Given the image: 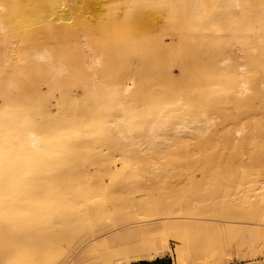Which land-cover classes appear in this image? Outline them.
<instances>
[{"label":"bare ground","instance_id":"obj_1","mask_svg":"<svg viewBox=\"0 0 264 264\" xmlns=\"http://www.w3.org/2000/svg\"><path fill=\"white\" fill-rule=\"evenodd\" d=\"M83 1L0 0L14 6L0 12V113L12 101L42 108L44 118L34 128L39 135L49 125L70 126L90 118L97 96L109 89L123 93L124 106L133 112L143 111L154 97H175L181 87L195 91L216 85L225 94L209 104L197 93L188 116L176 115L182 108L168 109L162 118L167 127L154 140L145 139L146 155L135 157L139 166L134 171L122 159V142H92L74 158L76 185H63L73 204L84 207L48 215L21 239L34 246L37 260L52 264H121L165 254L174 264H227L264 256L261 0H238L242 9L212 7L236 0H194L208 5L220 31L192 30L185 21L199 23L193 10L186 17L177 9L174 20L166 9L168 25L160 24L142 43L130 46L126 38L125 47L114 45L115 51L98 44L99 38L89 40L94 31L80 13ZM4 16L9 22H2ZM248 26L252 31H245ZM238 27L246 47L224 41ZM169 67L178 69L179 76ZM188 97L185 92L186 103ZM104 115L123 127L119 121L125 112L118 105ZM156 122H144L146 137ZM24 143L25 151L32 152L30 141ZM49 162L58 161L53 157Z\"/></svg>","mask_w":264,"mask_h":264},{"label":"snow or ice","instance_id":"obj_2","mask_svg":"<svg viewBox=\"0 0 264 264\" xmlns=\"http://www.w3.org/2000/svg\"><path fill=\"white\" fill-rule=\"evenodd\" d=\"M9 7L14 6L0 4V12L7 11ZM155 7L170 9L174 20L177 9L182 8L186 17L191 9L199 21L197 25H193L191 20L186 19L185 23L192 30L204 32L213 29L221 30L215 18L207 11L208 5L176 4L162 0ZM212 7L214 9L220 7L242 9L245 5L236 0L230 5H213ZM201 9L204 12L197 14ZM260 9L261 43L264 44V0H261ZM245 31H252L251 26L246 27ZM225 38L230 42L235 40L241 47H246L248 43L240 33L239 27L236 33ZM208 39L205 37L206 41ZM214 44L215 40L210 46ZM259 67L261 73L264 74V54H262ZM185 92L189 93L187 103L184 100ZM197 93L209 104L225 94L216 85L195 91L191 86L181 87L176 90L175 97L169 98L164 95L154 97L143 111L133 112L124 106L123 93L116 89H109L106 93L97 96V108L90 118H85L70 126L53 128L49 125L48 129L39 135L34 128L44 118L43 109L12 101L13 106L0 113V250L5 256V259L0 260V264H52L51 260L46 262L37 260L36 249L33 245L24 242L21 234L26 230L38 229L50 214L84 207L83 204L74 205L63 190L64 184L75 186L77 183L78 171L73 165L74 158L81 152L87 151L92 142H106L115 139L122 142V150L125 153L122 159L126 168L134 171L139 166L135 157L146 155L144 152L145 139L154 140L158 130L167 127L168 121L162 119L166 111L170 108H182L183 112L176 115H190ZM113 105H118L125 112V116L119 121L122 128H117L116 123L104 115L105 112L112 110ZM153 119L157 122L151 124L146 137L144 122ZM113 129L116 130L113 131ZM53 131L55 136H50ZM25 138L30 141L32 152L25 151ZM57 138L58 143L53 145V140ZM42 144L53 145V148L42 149ZM53 157L57 158L56 164L49 162ZM120 171L118 168L114 179H120ZM261 183L264 184V179ZM83 187L79 185L81 190ZM21 203L28 204L30 207L21 209L18 207Z\"/></svg>","mask_w":264,"mask_h":264},{"label":"rangeland","instance_id":"obj_3","mask_svg":"<svg viewBox=\"0 0 264 264\" xmlns=\"http://www.w3.org/2000/svg\"><path fill=\"white\" fill-rule=\"evenodd\" d=\"M91 1L84 0L83 2L86 3L90 2L91 4L88 5L89 6L88 8L85 7L87 4L84 3L85 4L84 7H82V10L80 9V13L87 18L86 19L88 21V23L86 24L87 27L90 30L92 29L91 32L94 31L92 32V34L88 36V38L89 40L93 39L94 41L92 40V42L94 43H96L95 39L99 38V40H96L98 41L97 43L101 44L102 46L107 45L109 50L111 51L116 50L115 49L116 47L114 45H116L117 47L124 48L125 46H123L122 44H125L124 41L127 40L126 38L130 39V41L127 42L129 43L130 46L134 45V42L139 41L142 43L144 39L146 40L151 39V36L154 35V32L159 31L157 30V28L158 29L162 28L160 27L162 25L164 28L169 23V20L166 19V17L164 16L166 8L162 9L159 7H155V5L161 3L162 0H97V1L95 0L93 1V3ZM167 2H172L177 4L175 0L167 1ZM186 4L194 5L195 1L187 0ZM92 6L93 8H91ZM33 9L34 8H32V10ZM38 9L36 8V10ZM36 10L34 9L33 12H36ZM175 15H179V14L176 13ZM180 21L181 19L179 20V22ZM2 22L3 23L9 22V18L7 16L2 17ZM168 29L169 28H167V30ZM96 33H98L99 35L96 36L97 35ZM168 36H170L171 39H173L174 37L171 36V34H168ZM225 40L227 41V39H224V41ZM168 41L171 40L168 38ZM173 42L175 43V45H178L176 44V39H174ZM176 48H175V52L173 51L175 54L177 51ZM133 66L135 68L137 67V63L135 60H133ZM151 67L152 65H150V67L148 66V69L149 68L151 69ZM144 68L146 70L147 66L143 67L142 69ZM169 71L172 74H174L175 77L179 76L178 69H176L175 67L173 68L169 67ZM172 181H175V179H172ZM257 243L262 244V241L260 242L259 240ZM246 259H251V258H246Z\"/></svg>","mask_w":264,"mask_h":264},{"label":"crops","instance_id":"obj_4","mask_svg":"<svg viewBox=\"0 0 264 264\" xmlns=\"http://www.w3.org/2000/svg\"><path fill=\"white\" fill-rule=\"evenodd\" d=\"M261 258H263V256L260 255L259 257H254V259L240 260V262L238 259H233L232 262L230 261L231 263L227 262V264H264V259ZM121 264H174V260L172 256L165 254V256L162 255L155 259H142L138 261L124 262Z\"/></svg>","mask_w":264,"mask_h":264}]
</instances>
